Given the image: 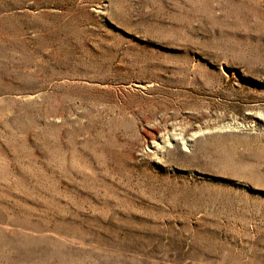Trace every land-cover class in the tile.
Returning <instances> with one entry per match:
<instances>
[{"label":"rangeland","instance_id":"rangeland-1","mask_svg":"<svg viewBox=\"0 0 264 264\" xmlns=\"http://www.w3.org/2000/svg\"><path fill=\"white\" fill-rule=\"evenodd\" d=\"M0 264H264V0H0Z\"/></svg>","mask_w":264,"mask_h":264}]
</instances>
